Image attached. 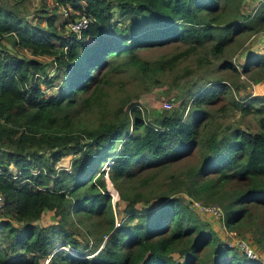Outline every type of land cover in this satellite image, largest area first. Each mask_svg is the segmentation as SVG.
<instances>
[{
  "label": "trees",
  "instance_id": "16d2710c",
  "mask_svg": "<svg viewBox=\"0 0 264 264\" xmlns=\"http://www.w3.org/2000/svg\"><path fill=\"white\" fill-rule=\"evenodd\" d=\"M240 5L40 0L28 19L23 0H0V264H262L238 242L264 253V95L244 89L262 80L264 51L217 66L183 105L154 117L128 97L105 115L110 73L159 74L198 46L217 56L226 40L264 28V12ZM81 15L89 21L77 33L67 24ZM171 44L182 49L140 56ZM227 108L234 117L212 127V112ZM93 111L95 124L84 118ZM193 201L219 207L222 227L238 231L233 243ZM46 211L56 219L39 223Z\"/></svg>",
  "mask_w": 264,
  "mask_h": 264
},
{
  "label": "rangeland",
  "instance_id": "374dc122",
  "mask_svg": "<svg viewBox=\"0 0 264 264\" xmlns=\"http://www.w3.org/2000/svg\"><path fill=\"white\" fill-rule=\"evenodd\" d=\"M8 1L12 2V0ZM39 1L40 0H23L24 10L27 13L28 19H31L32 17L35 18L34 9L39 5ZM258 9L259 11L253 18H257L261 14V11L264 12V3L256 4L250 1L245 13L252 14ZM60 11L62 10L60 9ZM43 22L44 21H41V23ZM224 34L226 35V33ZM247 38L248 37L244 39L243 37L242 39H244V41L241 40V43H239L238 41H234L231 44L228 42V40H226L225 43L227 44H225L223 50L217 56H213L211 52H208V49L204 47L205 45L198 46L193 52H191L190 55L185 56V58L179 59L172 70L165 69L164 72H161L159 74H142L136 71L132 65L116 70V72L114 73H110L108 76V83L105 85V88L108 92V109L107 111H105V115L109 116V113H111V111L115 108V105L121 98L124 97H128V99H131L130 103L138 104L139 107L144 110V115L146 117H154L155 114L161 110L172 109L174 107H178L179 105H183L184 102L191 96V93L196 90V84H198L199 86L202 85L205 77L207 75L208 77L212 76L211 73L217 70V66L222 65L229 60H232L234 63H240L243 61L244 56L249 51H264V43H258V41L253 42V39L250 40L251 37L249 39ZM234 40H236V38H234ZM4 42L5 45H7L8 47L10 46V48L13 49L10 45L11 42L6 40ZM181 47L182 44H171L161 48H151L141 51L140 56L142 59L149 60L157 59L161 55H163L164 58L165 56H168L173 52L180 51V49H182ZM205 49L207 50L208 57L211 59V61L208 60V58H204L205 54H207ZM220 73L227 78H232L235 81L234 73L228 71L227 68H222ZM236 82L247 83L244 75L239 76V80H236ZM207 85L208 84L204 85V87H206ZM244 89L250 91L255 95H264V76L262 80L259 81V83H253L251 86L246 85ZM52 90L54 91V89ZM50 91L51 89L47 92ZM130 109L131 106L128 105L126 110L130 111ZM212 113L213 117L211 118L212 120L210 122V125L212 127L214 126L215 122H218L219 124L226 123V121L228 122L234 117V111L232 112L231 110H228V108L225 111L217 109ZM227 113H229V116L226 115ZM96 116L100 118L98 112L93 111L91 115H87L84 118L90 120L93 124H95V122L98 121V118L96 120ZM70 159L71 156H67L59 161L58 165L67 167L69 165ZM109 163V160L105 161L100 169H105L104 179L106 181L108 191L112 193L113 201L118 200L117 217L119 219L120 217H122L123 202L118 199V194L113 192L114 187L113 185H111L109 181L110 179H107L106 177V169L108 168ZM185 164L186 162L181 163L179 167H182ZM167 170L173 171L175 170V167H168ZM180 196L183 198L187 197L184 192H182ZM196 211L199 213L201 218L211 223L218 236L222 237V240L226 238V240L233 243L236 238L235 235L238 234V231H230L224 229L219 219L217 218L218 215L212 214L210 211H203L199 208H197ZM263 213L264 210H261V214ZM55 219L56 218L52 217V212L46 211L41 220H38V222L48 223L54 221ZM76 229L78 230V228ZM241 233H243L244 237L249 236L248 231ZM77 236L79 238V234ZM248 241L250 240L248 239ZM66 248L72 251L70 247ZM261 250L262 249L259 248L252 249V252L249 255L254 259H257L256 261L264 264V253Z\"/></svg>",
  "mask_w": 264,
  "mask_h": 264
},
{
  "label": "built area",
  "instance_id": "2783aa9c",
  "mask_svg": "<svg viewBox=\"0 0 264 264\" xmlns=\"http://www.w3.org/2000/svg\"><path fill=\"white\" fill-rule=\"evenodd\" d=\"M66 14H67V12L63 11V15H66ZM88 21L89 20L87 19L86 16L81 15L75 19L69 20L67 25H68L69 29L78 33L87 26ZM2 204H3V196L0 193V208H1ZM192 204H193L195 209L199 208L200 210H203V211H210L212 214H215V215L219 214V207L217 205H205L199 201H193ZM238 245H240V247L246 252V254L249 257H251L249 254L252 252V248L249 247V245L245 241L240 240L238 242ZM251 258H253V257H251Z\"/></svg>",
  "mask_w": 264,
  "mask_h": 264
},
{
  "label": "crops",
  "instance_id": "0c3cea01",
  "mask_svg": "<svg viewBox=\"0 0 264 264\" xmlns=\"http://www.w3.org/2000/svg\"><path fill=\"white\" fill-rule=\"evenodd\" d=\"M250 1H252V2H254L256 4L264 3V0H257V1L256 0H241V5H240V11L241 12H244L245 13V11L248 8V4H249ZM246 37H248L247 39H249L251 37L250 40L253 39V42H257L258 41V43H264V28H259V30L255 31V32L253 30H250V31H248V32H246L244 34V39ZM244 39H243V41H244ZM249 52H256V51H249ZM244 58H245V56H244ZM243 61H244V59H243ZM42 217H43V215H42ZM41 218L39 219V221L41 220Z\"/></svg>",
  "mask_w": 264,
  "mask_h": 264
},
{
  "label": "water",
  "instance_id": "95a60500",
  "mask_svg": "<svg viewBox=\"0 0 264 264\" xmlns=\"http://www.w3.org/2000/svg\"><path fill=\"white\" fill-rule=\"evenodd\" d=\"M107 179H109V178H107ZM110 181V180H109ZM110 183H111V185H112V182L110 181ZM110 192V191H109ZM117 192V191H116ZM111 193V192H110ZM112 194V193H111ZM113 200V199H112Z\"/></svg>",
  "mask_w": 264,
  "mask_h": 264
}]
</instances>
